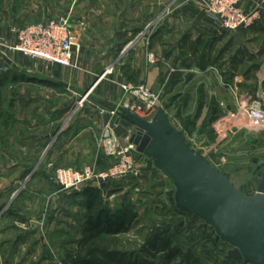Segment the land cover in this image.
I'll use <instances>...</instances> for the list:
<instances>
[{
	"label": "rangeland",
	"instance_id": "1",
	"mask_svg": "<svg viewBox=\"0 0 264 264\" xmlns=\"http://www.w3.org/2000/svg\"><path fill=\"white\" fill-rule=\"evenodd\" d=\"M200 1L208 15L206 5L210 0ZM215 1L220 3L229 0ZM245 1H240L237 7L249 11L241 6ZM48 2L50 18L47 21L40 23V20H31L25 26L15 28L22 29L36 24L48 25L52 21L64 18L69 20L77 33L78 30L85 29V23L76 22L74 18L77 8L73 0ZM6 5L8 4L3 1V6ZM258 6L264 13L262 4H256L252 9ZM16 9H19V13L24 8L21 6L9 8L11 11ZM42 9L44 10V7ZM25 10L27 13L32 11L33 15L40 14L38 3ZM263 20L249 29L241 28L235 32L254 30ZM220 28L222 29L221 26ZM4 41L6 38H0V42ZM75 50L78 51L79 46ZM1 52L8 51L0 47ZM242 56V60L249 58L248 55ZM232 57L229 56L228 59ZM28 61L26 65L20 66V70L28 75L26 81L31 78L44 79V72H47L49 67L58 66L48 65L42 61L29 59ZM1 63L3 66L0 67V232L14 225L19 230L14 232V235L11 231L6 232L5 238L18 239L19 236L33 234L42 244V258L41 253L33 258L34 256H30L31 250L28 249L26 256L19 257L18 261L10 264H68L80 251L79 243L87 228L88 204L94 199L97 200L96 213L100 214L96 216L97 221L103 216L104 223L111 221L117 225L125 216H134L129 227L122 230L114 226L112 232L104 231L107 233L104 236L116 238L122 250L136 254L138 264H244L227 261V254L232 247L223 240L217 241L213 228L206 226L199 217H189L176 208V191L172 182L156 169L152 160L137 151L133 156L140 171L139 176L100 187L92 185L88 188L93 190L88 191L63 188L55 178L56 169L83 171L95 165L75 168L67 165L58 166L47 160V155L44 156V135L37 134L39 130H30L31 119L27 110L28 106L31 108L40 106V103L32 102L34 98L44 96V90L28 89L22 85L14 86L10 83L12 76L9 74L12 64L10 67L3 58ZM104 75L98 81L106 76ZM232 85L229 87L224 83L215 87L218 97L208 91L205 92L204 87L201 89V86H198L192 101L186 100L185 104L177 103L171 106L161 102L159 109L163 110L165 106H169L166 110L173 127L183 133L191 148L195 152H200L206 161L222 174L230 175L234 185L242 188L246 196L253 197L260 179L264 176V123L245 117L255 102L261 103L264 110V96H251L254 87L243 82L239 88L240 94L238 92L241 109L235 107L234 114L227 108L228 105H233L232 95L237 94L236 89L232 91L234 89ZM64 90L66 95H73V91L67 88ZM92 92L91 90L90 94ZM216 99L219 101L224 99L225 103L220 104L215 101ZM87 102L88 98L84 106ZM133 103L140 105L137 100ZM137 116L147 120L146 114L140 113ZM130 138L131 136L126 138L125 144L129 143ZM98 147L105 159L102 168L98 165L96 167L99 172H106L114 162L105 155V148L101 142ZM151 171L163 174L160 176L165 178L167 184L160 182V178L153 180L149 176L152 174ZM165 241H170L172 247L180 249L182 254L178 257L172 256L170 259L165 258L167 252L162 249Z\"/></svg>",
	"mask_w": 264,
	"mask_h": 264
},
{
	"label": "crops",
	"instance_id": "2",
	"mask_svg": "<svg viewBox=\"0 0 264 264\" xmlns=\"http://www.w3.org/2000/svg\"><path fill=\"white\" fill-rule=\"evenodd\" d=\"M3 1L8 5L3 6ZM48 1L0 0V38L15 44L13 28L23 27L31 20L47 21ZM73 1L76 22L86 26L83 31L78 30L77 68L52 66L44 72V79L26 81L28 75L20 66L29 63L28 59L0 53V67L5 56L12 62V70H8L12 76L10 83L44 90V96L32 102L40 103V108L28 106L27 110L30 130L44 135V156L50 163L102 168L105 157L98 146L106 123L118 125L115 135L123 146L127 145L126 138L137 131L126 120L118 121L112 111L132 102L122 88L124 85H145L171 106L192 101L198 86L218 97L215 87L233 84L232 91L236 89L237 94L232 95L233 105L227 108L234 114L235 107L241 109L239 88L243 82L254 87L251 96H264V20L254 30L229 33L207 15L200 0ZM37 3L40 14L26 12L27 7ZM256 4L264 6V0H246L241 6L251 10ZM17 6L24 9L19 13V9L9 10ZM242 55L249 58L242 60ZM229 56L233 57L228 59ZM7 65L11 67L8 62ZM108 69L113 74L98 81ZM64 88L73 91V95H66ZM91 90L88 102L80 109L78 103ZM215 101L225 103L224 99ZM166 108L169 106L163 108L168 114ZM151 172L148 174L153 180L160 178V182L167 184L160 176L163 174ZM17 230L13 225L0 232V264L18 261L27 255L28 249L33 258L40 253L42 258V244L33 234L5 238L9 231L14 235Z\"/></svg>",
	"mask_w": 264,
	"mask_h": 264
},
{
	"label": "water",
	"instance_id": "3",
	"mask_svg": "<svg viewBox=\"0 0 264 264\" xmlns=\"http://www.w3.org/2000/svg\"><path fill=\"white\" fill-rule=\"evenodd\" d=\"M112 111L118 121L124 119L136 129L129 143L137 153L152 160L174 185L176 208L199 217L213 228L217 241L232 247L226 259L264 264V176L257 193L248 197L230 175L222 174L191 148L164 110L159 109L151 120L123 108Z\"/></svg>",
	"mask_w": 264,
	"mask_h": 264
},
{
	"label": "built area",
	"instance_id": "4",
	"mask_svg": "<svg viewBox=\"0 0 264 264\" xmlns=\"http://www.w3.org/2000/svg\"><path fill=\"white\" fill-rule=\"evenodd\" d=\"M242 0L221 1L210 0L206 5L208 15L217 21L222 29L227 32H235L241 28L249 29L263 20L264 13L260 6L249 11L239 9L237 6ZM16 35V43L8 40L0 42V47L12 54H18L32 61H42L48 65H58L64 68H77L75 60V48H78V33L69 20L61 18L50 22L48 25L36 24L26 28L12 30ZM112 69L105 75L111 74ZM104 75V76H105ZM124 92L140 105L130 104L124 107L135 115L146 114L147 120H151L156 110L161 106V96L153 92L145 85L122 86ZM90 92L78 103L83 107ZM247 117L259 123H264V110L261 103L248 109ZM116 113L113 112V115ZM246 115V114H245ZM118 125L106 123L103 125L101 143L105 148V155L114 163L106 172H99L97 167H90L83 171L58 168L55 170L57 182L65 189L84 191L89 186H101L108 183L121 182L128 178L140 175L137 162L133 156L135 147L128 143L123 146L114 134Z\"/></svg>",
	"mask_w": 264,
	"mask_h": 264
},
{
	"label": "trees",
	"instance_id": "5",
	"mask_svg": "<svg viewBox=\"0 0 264 264\" xmlns=\"http://www.w3.org/2000/svg\"><path fill=\"white\" fill-rule=\"evenodd\" d=\"M88 190L93 189L87 188L85 191ZM87 210V228L79 243L80 251L71 258L68 264H138V258L135 257L136 254L122 250L116 242V238H107V236H104L106 233L104 231L107 230V233H110L114 226L117 227V229H126L132 224L134 216H125L120 219L117 225H114L111 221L104 223L102 220L103 216L97 221L96 218L100 216V214L97 215L96 213V211H98L96 199L89 201ZM162 249L164 252H167L165 256L167 259L172 258V256L178 257L182 254L180 249L172 247L170 241H165ZM134 257L135 263L133 262ZM227 261L233 262L230 260ZM234 262L244 263L239 261Z\"/></svg>",
	"mask_w": 264,
	"mask_h": 264
}]
</instances>
